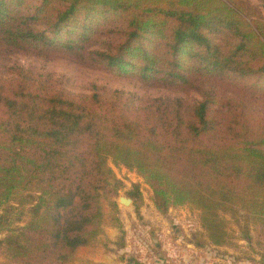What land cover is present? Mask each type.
<instances>
[{"label": "trees", "instance_id": "16d2710c", "mask_svg": "<svg viewBox=\"0 0 264 264\" xmlns=\"http://www.w3.org/2000/svg\"><path fill=\"white\" fill-rule=\"evenodd\" d=\"M27 1L0 0V58L131 73L162 94L79 92L64 75L5 67L4 264H71L103 233L101 200L121 185L111 164L146 181L158 212L201 211L214 246L232 238L223 215L242 218L246 238L250 222L264 227V92L228 98L218 83L264 76V23L243 0ZM24 208L29 221L14 227Z\"/></svg>", "mask_w": 264, "mask_h": 264}, {"label": "rangeland", "instance_id": "374dc122", "mask_svg": "<svg viewBox=\"0 0 264 264\" xmlns=\"http://www.w3.org/2000/svg\"><path fill=\"white\" fill-rule=\"evenodd\" d=\"M243 1L247 4L252 18L263 25L264 0ZM25 4L32 7L30 0ZM244 17L257 31L255 21L245 15ZM103 22V19H98L99 24ZM13 65L32 69L35 73L64 75L68 80V87L79 92H86L84 90L94 83L109 89L134 92L140 96L162 94L131 73L94 70L64 59L45 61L22 55L13 56L11 59L0 58V76H7L5 67ZM219 81L222 95L228 98L244 97L252 100L256 95L262 94L254 92H264V76H235L233 79L224 78ZM111 167L121 185L117 192L106 194L101 200L104 212L103 233L89 246L78 249L71 264H186L185 256L186 260L195 256L194 249L189 244H198L201 251L199 256L205 261L210 260L217 246L210 243L209 234L203 227L201 211L184 206L170 208L167 213L162 214L155 208L152 190L142 177L125 166L111 164ZM122 197L131 199L132 203H120ZM28 210L29 208H24L14 211L13 219L21 218L14 227L23 226L29 221ZM223 217L227 223V231L232 236L229 239L230 244H234L240 237H246L241 229L245 224L242 218L238 225L231 215L226 214ZM250 223L256 226L249 228L248 237L253 228L259 227L255 222ZM4 236V233H0V240ZM1 254L0 250V264H4L5 259Z\"/></svg>", "mask_w": 264, "mask_h": 264}, {"label": "crops", "instance_id": "0c3cea01", "mask_svg": "<svg viewBox=\"0 0 264 264\" xmlns=\"http://www.w3.org/2000/svg\"><path fill=\"white\" fill-rule=\"evenodd\" d=\"M188 246L194 249L195 256H190V260L185 256L186 264H264V227L253 228L248 238L240 237L234 244L217 247L209 261L199 256L201 251L196 245Z\"/></svg>", "mask_w": 264, "mask_h": 264}, {"label": "water", "instance_id": "95a60500", "mask_svg": "<svg viewBox=\"0 0 264 264\" xmlns=\"http://www.w3.org/2000/svg\"><path fill=\"white\" fill-rule=\"evenodd\" d=\"M120 203L124 204V205H129L132 203V200L129 198H120Z\"/></svg>", "mask_w": 264, "mask_h": 264}]
</instances>
